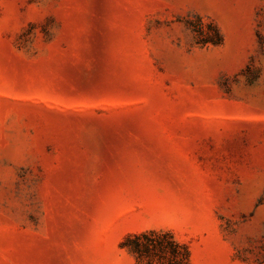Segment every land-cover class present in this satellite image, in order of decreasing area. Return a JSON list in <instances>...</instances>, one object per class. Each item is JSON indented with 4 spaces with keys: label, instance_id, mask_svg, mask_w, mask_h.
<instances>
[{
    "label": "rangeland",
    "instance_id": "1",
    "mask_svg": "<svg viewBox=\"0 0 264 264\" xmlns=\"http://www.w3.org/2000/svg\"><path fill=\"white\" fill-rule=\"evenodd\" d=\"M149 229L264 264V0H0V264Z\"/></svg>",
    "mask_w": 264,
    "mask_h": 264
},
{
    "label": "trees",
    "instance_id": "2",
    "mask_svg": "<svg viewBox=\"0 0 264 264\" xmlns=\"http://www.w3.org/2000/svg\"><path fill=\"white\" fill-rule=\"evenodd\" d=\"M197 31L203 36L202 26ZM221 41V34L215 27L214 37H204L201 43ZM136 260L137 264H191V250L187 243L176 238L171 230L149 229L127 234L121 242Z\"/></svg>",
    "mask_w": 264,
    "mask_h": 264
}]
</instances>
